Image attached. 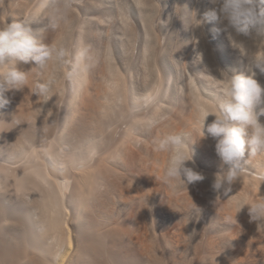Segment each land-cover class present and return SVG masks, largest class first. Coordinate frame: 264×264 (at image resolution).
<instances>
[{"label":"rangeland","instance_id":"obj_1","mask_svg":"<svg viewBox=\"0 0 264 264\" xmlns=\"http://www.w3.org/2000/svg\"><path fill=\"white\" fill-rule=\"evenodd\" d=\"M39 3L40 0H0V12L5 11L1 15L6 14L4 17L11 22L38 11ZM58 7L59 0H48V7L31 27L47 26ZM212 7L208 0H73L71 15L60 20L58 28H48L46 32V43L69 48L73 57L83 46L90 49L86 67L79 70L85 89L80 86L77 96H82V101L77 98L80 101L74 108L88 102V97L91 99L87 104L103 107H98L100 111L95 110L97 106L90 107L94 120L89 132L95 133L102 125V140H108L101 150L91 154L90 160L99 164L92 204L102 241L111 248L109 259H104L106 264H264V221H250L247 205L236 214L238 206L264 195V154L250 159L243 173L247 178L242 174L228 194H217L211 188L212 174L227 167L216 155L211 138L189 145L194 150L195 170L205 174L203 181L186 188L169 186L158 179L169 154L155 150L157 141L167 134L191 133L187 139H194L193 130L201 115L220 100V70L229 74L233 70L246 71L248 58L230 46L222 26L205 21L201 27H192V11L199 15ZM161 20L169 22L163 24ZM245 49L249 56L264 54V38L246 40ZM197 51L202 53V63L195 58ZM34 66L33 62L34 81L49 75L55 78L52 98L59 96L44 105L41 98L36 111L43 118L53 112L54 118L48 121L56 127L52 128L55 136L63 108L68 105L65 103L70 102L76 84L73 74L78 68L55 60L46 69ZM70 70L69 80L64 73ZM254 71L255 79L264 85V73ZM161 86L160 103L146 107L143 97ZM161 116L166 119L152 128L141 122ZM212 119L209 116L208 122ZM106 120L110 121L108 125ZM260 120L264 123V117ZM243 181L246 185L250 182L248 187ZM64 196L67 202V194ZM193 201L202 209L199 216L188 211ZM66 212V219L73 217L70 205Z\"/></svg>","mask_w":264,"mask_h":264},{"label":"bare ground","instance_id":"obj_2","mask_svg":"<svg viewBox=\"0 0 264 264\" xmlns=\"http://www.w3.org/2000/svg\"><path fill=\"white\" fill-rule=\"evenodd\" d=\"M1 12L0 17H4L6 14L1 15ZM30 24L31 27L32 22ZM79 43L82 45L83 40L80 39ZM32 63L18 65L22 70L29 71L32 83L22 90L5 92L10 103L0 109V264H106L104 259H109L111 248L108 249L102 241L97 216L93 211L92 200L97 188L99 164L91 162V154L108 140L105 142L102 140L104 136L100 127L102 125L98 126L96 132L93 131L95 133L89 132L94 120L91 108L100 103H96V106L93 104L95 101L93 105L87 104L91 99L87 93L86 100L89 101H84L74 108L75 102L80 101L77 100L80 98L77 96L78 89L84 87L81 86L82 73H79L81 68H76L77 71L74 69L76 72L72 78L76 84L73 86L70 102L65 103L68 105L63 108L64 113L61 112L63 119L59 132L53 136L52 128L55 125L54 127L49 125V121L54 118H51L52 110L49 109L51 113H48L50 116L47 115L46 118L38 116L36 112L38 100L41 98L32 93V85L36 82ZM92 87L95 88V84ZM92 94H89L90 97ZM118 98L120 99L119 96ZM80 99L82 101V96ZM99 106L95 110L100 111ZM114 108L116 109V104ZM49 118L51 120L48 121ZM75 119L78 121L75 122ZM109 120H106V125L110 123ZM105 137L104 140L107 139ZM94 156L92 155V158ZM245 177L247 178L246 175ZM246 178H243L244 181H247ZM252 180L256 181V178ZM249 181L252 182L251 179ZM244 183L246 185L247 182ZM68 205L74 210L73 217L69 220L68 217L66 219ZM114 259L119 260L115 256Z\"/></svg>","mask_w":264,"mask_h":264},{"label":"clouds","instance_id":"obj_3","mask_svg":"<svg viewBox=\"0 0 264 264\" xmlns=\"http://www.w3.org/2000/svg\"><path fill=\"white\" fill-rule=\"evenodd\" d=\"M213 7L198 15L192 11L195 23L193 28L201 27L205 21L222 26L227 32L230 46L244 53L248 58L246 71L220 70V100L212 110H205L200 117L198 126L193 130L195 138L187 139L191 133L167 134L160 138L155 150L169 154L168 162L163 174L158 178L169 186L188 185L203 181L206 177L195 170L194 150L189 147L198 139L211 138L214 141V150L221 163L227 167L212 174L211 188L215 193L228 194L232 185L246 172L251 158L264 154V85L255 79L258 69L264 73V54L246 55L245 41L253 38H264V0H208ZM48 7V0H40L39 9L29 15L12 19L0 17V109L10 103L4 93L19 91L28 87L30 83L29 71L18 67L20 63L34 62L35 68L46 69L50 61H58L76 68L86 67L90 59V49L87 46L79 48L73 57L69 48L55 43H46L48 28L55 29L58 22L71 15L73 0H59L57 15L49 19L47 26L33 29L32 21L38 20ZM170 19V18H169ZM168 20H161L167 24ZM232 29V32H228ZM220 31L221 28H214ZM198 43V38L196 44ZM197 62L203 60L202 53L197 51ZM205 70L208 71L207 66ZM66 78L72 73L65 71ZM55 78L49 75L32 85V93L47 103L52 98V86ZM162 86L143 97L146 107H154L160 103ZM212 116L210 122L208 117ZM148 119L144 125L155 127L162 120ZM248 206L250 221H264V195L259 194L250 203L238 206L236 214L244 206ZM193 216H199L202 209L193 201L189 206ZM199 221L198 219L196 220ZM217 257V256H216ZM216 257L213 259L216 260Z\"/></svg>","mask_w":264,"mask_h":264}]
</instances>
